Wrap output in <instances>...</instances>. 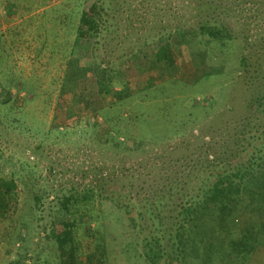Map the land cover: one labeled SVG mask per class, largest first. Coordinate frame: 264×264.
Masks as SVG:
<instances>
[{"label":"rangeland","instance_id":"1","mask_svg":"<svg viewBox=\"0 0 264 264\" xmlns=\"http://www.w3.org/2000/svg\"><path fill=\"white\" fill-rule=\"evenodd\" d=\"M92 1L103 3V29L82 48L63 19L78 22ZM216 1L211 15H218ZM194 7L195 0H0V177L17 184L16 198L0 218V264H56L53 203L84 190L101 224L93 238L79 231L83 245L93 247L101 238L104 264H146L139 242L149 236L137 237L129 223L137 209L128 205L142 189H165L172 203L188 201L218 168L205 159L214 156L209 146L228 152L235 145L228 136L235 128L226 122L247 113L256 123L258 116L243 108V78L233 85L230 76L239 49L234 55L226 46L223 71L207 76L215 63L205 62L214 56L211 45L194 50L191 38L172 37L174 30L195 27ZM233 8L238 15L230 21L237 31L247 24L251 42L264 36V0ZM64 11L71 15L64 17ZM241 41L245 45L246 38ZM74 57L83 73L73 91L61 94ZM123 117L135 118L136 126L124 128ZM96 186L102 192L94 195ZM35 193L42 196L37 204ZM248 199V206L238 204L233 229L264 220V200ZM17 221L19 238L13 241ZM167 250L170 256L160 264L171 259L173 250ZM246 264H264V243Z\"/></svg>","mask_w":264,"mask_h":264},{"label":"trees","instance_id":"2","mask_svg":"<svg viewBox=\"0 0 264 264\" xmlns=\"http://www.w3.org/2000/svg\"><path fill=\"white\" fill-rule=\"evenodd\" d=\"M223 1L226 2L225 5L220 4L221 0L216 1L218 15H211L216 7L211 4L213 0H195V27L174 30L176 33L170 35L174 34L172 37L178 39L176 42L183 36L191 38L194 50L200 51L204 45H211L214 56L209 55L210 60L207 58L205 62L209 64L207 60L214 59L215 63L210 62L213 63L210 65L213 69L205 72L207 76L213 73L219 75L223 71L225 56L229 50L226 46L232 48L234 55L239 49L241 53L238 55L237 69L230 75L232 84L234 85L239 77L243 78L246 84L243 108L252 112L254 119L258 116V120L252 125L253 121H249V115L241 113L239 117L226 122V128H235L231 134L226 131V134L236 141L235 145L233 148L229 146L228 152L215 151L209 146L214 156L209 158L205 155V159L211 166L218 168L205 176L188 201L172 203L171 198L167 196L169 192L165 189L152 190L149 193L142 189L133 203L128 205V208L137 209L136 217L129 215V223L136 229L137 237L141 238L143 232H147L149 236L139 242L143 243L140 254L144 256L146 264H160L169 253L168 247L173 250L168 264H246L257 246L264 243V220L258 223L248 221L247 225L239 229L230 226L234 214L240 213L237 206L245 200V195H249L248 201L251 204L254 200H264V36L259 37L257 42H251V34L248 35L249 25L246 24L243 30L241 28L237 31L231 24V18L238 15L233 5L245 0ZM102 4V1L98 4L92 1L88 8L83 7L80 17H77L78 22L63 19L65 31L70 34L74 31V43H79L82 48L87 44L86 41L98 36L103 29L100 27L104 10ZM69 15L71 14L64 11V17ZM239 32L241 38L238 39ZM242 38H246L245 45L241 41ZM253 44L257 47H253ZM82 73L80 59L69 58L60 87L61 94L73 91V86ZM232 110L230 107L229 111ZM123 119L126 121L124 128L129 129V124L136 126L135 118ZM57 122L59 121L54 124ZM119 132L125 137L130 135V132L124 130ZM130 136L132 137V134ZM243 141L245 143L240 145ZM98 187L91 188L94 195L97 191L102 192V187L97 190ZM16 188L17 184L12 177H0V218L5 217L10 200L16 198ZM90 196V193L84 190L81 193L64 194L53 203L55 227L52 237L59 250L56 264H104L107 249L102 250V239H94L91 247L88 241L84 246L78 236L79 231L83 230L87 237L93 238L101 224L100 216L90 207ZM34 198L36 204L42 201V196L37 193ZM259 207L260 205H257V208ZM93 221L95 228L91 224ZM14 227L13 241H16L17 237L19 238L18 221ZM82 246L91 249L86 252Z\"/></svg>","mask_w":264,"mask_h":264}]
</instances>
